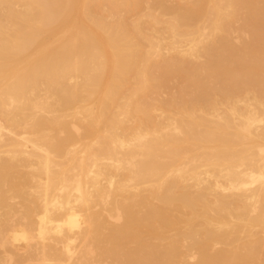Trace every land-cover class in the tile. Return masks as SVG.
Returning a JSON list of instances; mask_svg holds the SVG:
<instances>
[{
	"label": "bare ground",
	"instance_id": "6f19581e",
	"mask_svg": "<svg viewBox=\"0 0 264 264\" xmlns=\"http://www.w3.org/2000/svg\"><path fill=\"white\" fill-rule=\"evenodd\" d=\"M0 264H264V0H0Z\"/></svg>",
	"mask_w": 264,
	"mask_h": 264
}]
</instances>
